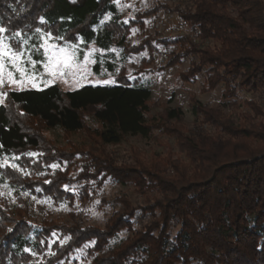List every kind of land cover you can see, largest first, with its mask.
<instances>
[{
    "label": "trees",
    "instance_id": "trees-1",
    "mask_svg": "<svg viewBox=\"0 0 264 264\" xmlns=\"http://www.w3.org/2000/svg\"><path fill=\"white\" fill-rule=\"evenodd\" d=\"M189 1L167 8L189 30L173 35L184 40L186 55L191 52L196 59L190 61L189 72L194 75L205 67L207 87L221 84L227 107L244 110L235 117L220 103L195 101L192 127L158 124L157 129L175 140L176 153L183 158L169 151L154 154L149 166L137 160L116 166L109 158L88 156L80 172L85 178L100 177L101 182L108 175L152 196L139 204L119 199L103 230L80 223L34 227L19 216L18 202L10 212L0 207V264H61L75 249L86 255L96 252L88 264H264V147L252 144L264 143V0ZM130 23L116 0H0V28L11 32L18 48L40 59L41 38L50 33L54 41L69 38L76 43L80 60L93 45L98 49L92 55L96 74L115 72L125 58ZM160 38L157 42L166 44L170 37ZM240 90L259 92L263 101L239 100ZM150 97L148 85L127 78L65 91L56 84L11 90L10 106L0 104V163L38 149L41 137L29 127V119L48 130L77 132L90 111L88 117L98 125L93 132L102 144H118L127 135L150 136ZM182 114L179 108L166 110L167 119ZM42 152L32 165L28 159L21 162L29 173L18 186L31 193L39 185L41 194L52 188L51 197L62 200V173L49 175L44 183L34 170L50 159ZM7 177L0 164V185ZM49 228L67 238L50 243ZM122 230L127 234L117 238Z\"/></svg>",
    "mask_w": 264,
    "mask_h": 264
},
{
    "label": "rangeland",
    "instance_id": "rangeland-1",
    "mask_svg": "<svg viewBox=\"0 0 264 264\" xmlns=\"http://www.w3.org/2000/svg\"><path fill=\"white\" fill-rule=\"evenodd\" d=\"M116 2L121 16L131 21L126 33V43L129 48L125 51V58L118 62L115 72L96 74L92 70L94 62L92 55L98 49L89 45L84 49L82 58L80 60L76 58L78 62L83 63L85 55L90 54V63L87 65L88 74L80 82L74 81L71 77H64L57 78L48 84L44 83L46 80H51V77L48 76L42 66L45 56L41 45L47 41L48 44H54L58 48H66L71 45L76 48L78 45L69 42V38L57 42L54 41V37L50 33L43 35L40 44L42 58L36 59L30 50L18 48L14 44V39L12 41L10 35L11 32H0V41L8 45L13 51L23 52L22 59L26 60L30 55L32 60L37 61L35 64L36 79L32 82H26L22 86L5 83L0 86V92L7 94L11 90L38 88L49 84H56L65 91L85 84L105 85L102 83L103 81H112L108 84H116L117 80L126 78L129 81L140 80L148 85L151 90L147 113L148 122L154 127L151 135H127L118 144H102L98 140L93 132L98 125L88 117L90 111L85 116V127L77 132H66L59 129L48 130L37 120H27L29 127L37 131L41 137L40 144L36 151L28 150L17 153L12 155L11 160H4L0 163L1 168L6 169L8 174V181L0 185V207H6L7 211L10 212V209L15 207L18 202L19 216L26 218V221L34 227L42 223L45 226L66 228L80 223L85 227L103 230L111 210L119 206L117 203L119 199L128 197L130 202L139 204L146 198L152 199V196L147 192L140 194L132 184L120 183L108 175L104 176L101 182H99L100 177L97 180L88 179V177L86 179L85 173L81 174V166H83L84 161L88 160V156L91 155L98 160L109 158L116 166L120 164L130 165L135 160L149 166L148 162L153 160L154 154L163 156L169 151L174 153L173 157L183 158V154L176 153L175 140L157 129L158 124L161 123L165 127L171 128L183 127L187 129L192 127L195 120L191 106L195 101L220 103L225 111L235 117L244 110H242L243 107L237 111L227 107L225 100L221 97V84H217L213 89L207 87L204 83L205 67L202 68L201 72L194 75L189 72L190 61L196 59L191 52L186 55L188 48L184 40L178 41L176 36V38L173 37L177 34H187L189 30L179 24V20L174 17V14L171 16L167 11L168 7L189 5L191 3L189 0H116ZM141 11L149 12L142 15ZM140 16H143L144 20H140ZM167 37L170 38L166 44L156 40L159 38L165 40ZM172 53L173 55H171ZM170 57H173V60L170 61ZM25 66L30 70L33 67L31 64ZM15 78L19 80V73H15ZM237 95L242 101L248 99H253L259 103L263 101L259 92L240 90ZM0 104L10 106L7 95L3 97V103ZM168 108H179L183 114L177 119H167L166 110ZM261 119L258 116L257 121ZM254 143H252L253 147L255 145L264 147L263 142ZM43 150L47 152L46 155L50 159L46 163H42V169L36 166L34 170H38L37 175H40L44 183L49 181V175L56 177L57 172L62 173L63 181L60 186L65 192L62 200L56 201L51 197L53 196L52 188L48 190L49 194H41L39 185H34L35 188L31 193L28 189H22L20 185L18 186L22 177L28 178L25 171L29 168L21 162L28 159L32 165L38 157L44 155ZM30 153L35 155H29ZM16 160H19L20 163ZM52 165L57 167L53 168ZM176 229V227L172 228V232H175ZM49 230L53 232L49 238L50 243L52 239L59 240L60 238L61 241L67 238V236H63L61 239L59 232L52 228ZM126 234L127 231L122 230L118 233L117 238ZM94 254L96 252L86 255L82 253L81 249H75L69 253V258L61 259V264H88Z\"/></svg>",
    "mask_w": 264,
    "mask_h": 264
},
{
    "label": "snow or ice",
    "instance_id": "snow-or-ice-1",
    "mask_svg": "<svg viewBox=\"0 0 264 264\" xmlns=\"http://www.w3.org/2000/svg\"><path fill=\"white\" fill-rule=\"evenodd\" d=\"M3 31L5 29L0 28V32ZM41 47L44 49L45 56L42 66L48 76L51 77V80L44 81L45 84L51 83L57 78L71 77L76 82H80V80L86 78L88 74L87 65L90 63V54L85 55L84 61L81 63L76 59L74 45L66 48H58L56 45L48 44L45 41ZM23 55V52L13 51L8 45L0 41V86H3L5 83L13 85L19 84L22 86L24 83L32 82L36 79L35 64L37 61L32 60L30 55L24 60L22 59ZM26 64H31L33 66L32 69H28L25 66ZM15 73H19V80L15 78ZM111 82L103 81L102 83L108 84ZM33 86L35 85L33 84ZM6 95V93L0 92V103H3V97ZM29 155L35 154L30 153ZM13 167H16V165H13ZM52 167L55 168L57 166L52 165Z\"/></svg>",
    "mask_w": 264,
    "mask_h": 264
}]
</instances>
